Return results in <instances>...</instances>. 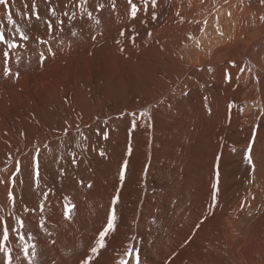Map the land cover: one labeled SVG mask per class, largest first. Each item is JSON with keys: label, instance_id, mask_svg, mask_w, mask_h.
<instances>
[{"label": "bare ground", "instance_id": "obj_1", "mask_svg": "<svg viewBox=\"0 0 264 264\" xmlns=\"http://www.w3.org/2000/svg\"><path fill=\"white\" fill-rule=\"evenodd\" d=\"M133 3L0 5L19 45L0 43V246L12 264H264V3ZM194 137L206 155L181 184Z\"/></svg>", "mask_w": 264, "mask_h": 264}, {"label": "snow or ice", "instance_id": "obj_2", "mask_svg": "<svg viewBox=\"0 0 264 264\" xmlns=\"http://www.w3.org/2000/svg\"><path fill=\"white\" fill-rule=\"evenodd\" d=\"M128 4L131 6V16L133 18L136 17L138 11H139V8L137 7V5L135 3H133V0H127ZM149 2V0H143V3L145 5H147ZM227 2V0H226ZM261 3H264V0H261ZM8 4H9V0H0V5H4L6 10L8 8ZM151 5L153 7H155L157 5V0H151ZM114 6V4H113ZM100 8H103V5H99ZM53 14H55V10H53ZM6 15H7V19L9 22L11 23H15V21L13 20V17H12V14L10 11H6ZM89 16H91V13H88ZM229 15H231L229 13ZM36 19L39 20L40 17H39V14L37 13L36 15ZM152 19H156V14L153 13L152 15ZM97 23H99V21H97ZM121 35H123V32L121 33ZM20 37L22 40L26 41L29 39V37L21 32L20 33ZM0 43H3V44H6L7 47L9 49H14V48H17L19 47V45L15 42H10L8 39H6L5 37V34L3 32V30H0ZM42 55V54H41ZM4 56L7 57L8 56V53L5 52L4 53ZM226 79H229L231 80V76L230 75H227L226 76ZM133 117H135V113H132ZM141 115H148L147 111L145 112H142ZM133 127H135V120H133ZM105 137H106V134H105ZM255 142V136L252 137V141L249 143V146L246 150V159H247V162L252 165L254 167V164H253V160H252V144ZM233 151H235V149H233ZM131 152V148H129V153ZM101 155H103V153H101ZM127 164L128 162L125 160L123 162V168L120 172V180L121 182L124 181L125 179V171L126 168H127ZM37 172H36V176H37V179L39 177V172H38V168H39V164L37 162ZM216 177H217V184H214L213 185V188H214V191H213V194H212V204L209 205V208L210 210L215 208L216 207V204H217V193L219 191V188H218V182H219V170L217 168V171H216ZM88 187H91V185H88ZM9 197L12 198L14 200V197H13V194L10 192L9 193ZM119 200V195L117 194L114 199H113V204H115L117 201ZM75 205H65V208H66V212H65V215L68 216V213L71 211L72 208H74ZM68 218L70 219L71 217L68 216ZM207 217H205L206 219ZM116 220H117V215H116V210L115 208L113 207L112 209V212L110 214V217L108 219V222H107V225L106 227L104 228V230L99 234V238L98 240L96 241V245L94 247L91 248V253L93 254H98L99 250L106 247V236L109 234V232H112V231H115V228H116ZM20 223V226L23 227V221H19ZM22 240H23V236L20 237ZM3 239L4 241H7L9 239V230L7 228V226L4 227V231H3ZM0 251L4 252L6 257H7V264H12V256H11V252H10V249H8L7 247H3V246H0ZM24 252H25V255L28 254V248L25 247L24 249ZM125 255L128 257V258H133L134 256V249L132 248H129ZM92 257L89 256L85 259H83L80 264H90V261H91ZM134 259H135V262L136 264H140V261H139V255H138V252L135 254L134 256ZM120 264H128V260L127 259H121L120 260Z\"/></svg>", "mask_w": 264, "mask_h": 264}, {"label": "rangeland", "instance_id": "obj_3", "mask_svg": "<svg viewBox=\"0 0 264 264\" xmlns=\"http://www.w3.org/2000/svg\"><path fill=\"white\" fill-rule=\"evenodd\" d=\"M186 48H187V45H186ZM186 53H187V55H189V52H186ZM163 140H165V139L163 138ZM205 151L206 150L204 149L203 140L199 137H194L193 140L191 141V145H190L187 157H186V162H185L184 168L179 175L180 176L179 181L181 184H183V176H184V179L188 180L189 182L194 181V178L195 179L198 178L199 164L202 162L203 157H205V155H206ZM217 156H218L219 160L217 159ZM212 159H211V162L215 163V166L217 168L219 167L218 170L220 171L221 168H220L219 164L221 161V157L218 155L217 150L213 151ZM217 252H221V251L217 250Z\"/></svg>", "mask_w": 264, "mask_h": 264}]
</instances>
